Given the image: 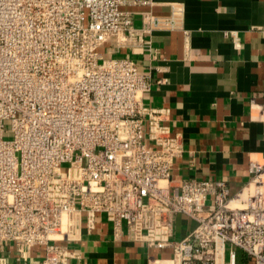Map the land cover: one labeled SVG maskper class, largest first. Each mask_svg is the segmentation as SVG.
I'll return each mask as SVG.
<instances>
[{"label":"built area","instance_id":"built-area-1","mask_svg":"<svg viewBox=\"0 0 264 264\" xmlns=\"http://www.w3.org/2000/svg\"><path fill=\"white\" fill-rule=\"evenodd\" d=\"M142 0H0V245L68 264L99 216L114 237L171 247V264H264V162L232 192L222 178L173 177L185 150L171 109L148 105L151 73L123 54L176 14ZM195 221L174 238L175 218ZM0 264H8L0 255Z\"/></svg>","mask_w":264,"mask_h":264},{"label":"crops","instance_id":"crops-1","mask_svg":"<svg viewBox=\"0 0 264 264\" xmlns=\"http://www.w3.org/2000/svg\"><path fill=\"white\" fill-rule=\"evenodd\" d=\"M142 1L127 7L137 27L144 11H177L176 29L145 35L151 50L123 53L152 74L145 103L169 107L172 130L184 137L173 177L222 178L233 193L245 189L251 161L264 162V0ZM194 225L187 215H177L174 238ZM71 245L81 255L68 264H171L173 257L171 247L115 238L104 215L92 231L84 226L82 238ZM0 255L8 264H35L43 251L34 247L22 254L15 243L4 242ZM236 264H249L239 248Z\"/></svg>","mask_w":264,"mask_h":264}]
</instances>
